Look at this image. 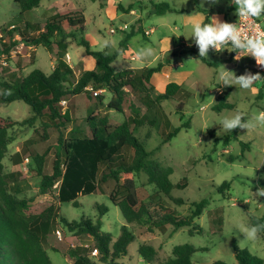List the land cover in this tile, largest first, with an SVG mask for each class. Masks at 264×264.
Instances as JSON below:
<instances>
[{
  "label": "rangeland",
  "instance_id": "rangeland-1",
  "mask_svg": "<svg viewBox=\"0 0 264 264\" xmlns=\"http://www.w3.org/2000/svg\"><path fill=\"white\" fill-rule=\"evenodd\" d=\"M72 1L84 9L85 32L88 34L86 39L90 43L94 38L98 40L92 49L112 54L122 38V33L116 31L115 26L123 25L124 21L132 22L131 18L134 16L118 10V18L110 19L103 10L99 9V1ZM162 1L167 2L173 10L161 15L150 14V2ZM54 2L55 0H41L34 14L31 16L27 13L23 19L42 25L48 14L68 8L66 5L61 6L60 2ZM52 3L54 4L50 10L44 11ZM122 4L132 5L141 18L144 31L150 28H153V31L146 37L136 33L128 42V53H121L113 60V68L115 70L137 69L154 66L162 61L163 64L172 67L170 79L182 87V92L178 96L161 101L159 107L149 114L156 119L153 125L144 123L141 126H132L133 133L144 143L146 149L150 150L157 147L162 140L160 126L164 131H168L182 122H187V127L181 128L154 154V158L161 164L172 168L169 176L173 184L170 197L179 198L182 202H175L165 195L162 199L167 207L180 215H187L192 202L207 199L208 204L191 226L181 227L169 236L171 230L169 225L166 226L165 232L160 230L151 232L145 227L127 224L119 207L113 205L108 197L113 184L110 179L102 185V191L79 196L78 206L70 202H58V183H55L46 195H39L40 176L35 172L32 155L42 154L49 147L44 170L50 173L52 146L55 143L57 131L51 130L47 140L38 141V136L30 128L16 130V138L9 144L8 152L3 159L5 171L17 174L16 180L9 183L10 191L18 197L34 201L50 200L59 207L61 215L69 220L84 216L96 221L100 215L98 206L103 210L106 208L101 216L103 231L116 238L120 234L121 227L128 225L136 236L135 240L128 245L127 254L120 257L117 264H148L138 252L140 243H149L156 247V261L170 256L172 248L183 243L202 248L192 256L195 264H240L236 259L235 250H247L251 255L264 261V239L262 238L264 228L263 232L257 233L254 239H244L243 235V229L252 226L251 217L264 219V197L258 199L253 197L256 199L254 200L251 194V190L255 193L257 187H264V124L258 123L256 127L248 130L237 128L231 132H226L220 127L223 117L235 115L237 111L243 112L247 117L264 111V80L257 82L255 90L238 91L234 85H220V90L230 88L226 101L233 105L230 109H213L216 101V87L219 86L215 77L222 66L234 71L236 75H242L246 70L255 74L259 72L254 66L255 59L246 56L234 64L235 60L228 61L225 56L227 54L223 50L216 52L210 47L205 60L213 64L207 62L205 64L202 57H199L195 38L186 39L183 36L187 34L186 26L196 19L202 22H209L211 18L221 20L224 17L226 19L224 22L234 20L235 6L230 4L229 0H219L215 4L211 3V0H122ZM68 5H70L69 2ZM19 11V6L13 0H0V27L12 22L17 23L15 21ZM257 19L264 26V16ZM17 25L21 29L25 27L23 22ZM98 28L101 29L100 34L96 32ZM16 38L20 36L16 35ZM37 47L36 51L27 49L25 43L21 49L14 47L7 55L6 65L0 62V77H6L9 73L13 75L17 73V76L20 72L27 74L34 68L49 74L54 64L50 50L41 45ZM190 48H195L196 52H179ZM77 50L84 52L83 46L72 42L67 50L69 55L66 56L67 62L72 65L76 73L81 67ZM149 50H151L150 55ZM138 52H144L145 55L138 57ZM27 53H30V56H27ZM175 63L177 64L174 66ZM259 73L264 77V72ZM152 83L155 86L152 93H159L156 79H152ZM82 97L76 100L70 97L75 110L72 121L70 120L66 125L64 130L66 132L75 126L85 132L87 130V124L84 121L85 102ZM109 97L110 95L105 93V101ZM181 103L182 107L179 110L178 106ZM141 108L142 111H146L143 107ZM30 112V106L21 100L0 106V115L11 116L16 120L24 119L30 115ZM107 113L110 116V122L116 124L122 122L129 111L126 110L123 114L109 109ZM166 118L169 126L166 125ZM31 137H35L33 142L26 144ZM240 142H248V149L242 151ZM16 152L21 153L22 158L19 163L13 161ZM144 179V174L136 178L140 199L146 198L152 189L151 186L142 184ZM224 181L230 182L229 188L220 192L217 189ZM214 212H217V217L222 216L221 228H216L212 222L211 216ZM60 237L61 234L58 233L57 238L60 239ZM78 240L91 251L90 255L97 259V252L92 250L93 238L83 235ZM44 247L52 264H71L72 259L67 254L52 251L49 242H45Z\"/></svg>",
  "mask_w": 264,
  "mask_h": 264
},
{
  "label": "trees",
  "instance_id": "trees-1",
  "mask_svg": "<svg viewBox=\"0 0 264 264\" xmlns=\"http://www.w3.org/2000/svg\"><path fill=\"white\" fill-rule=\"evenodd\" d=\"M13 1L20 8L15 22H23L25 27L21 29L13 22L0 27L4 33L3 38H6L5 41L0 38V53L7 56L19 42L41 45L50 50L54 65L49 74L34 68L27 74L20 73L17 76V73H9L6 77H0V106L21 100L30 106L31 111L22 120L0 115V264H52L44 247L45 242L50 243L52 251L67 254L72 259L71 264H117V260L127 254L128 245L136 238L128 225L121 227L116 238L103 231L101 216L106 208L103 210L98 206L100 215L96 221L84 216L69 220L61 215L59 207L50 200L34 201L11 192L9 183L16 180L17 174L5 171L3 159L9 144L16 138V130L21 128L33 129L38 141L47 140L51 130L57 131L52 146L50 173L44 170L49 147L42 154L32 155L35 172L40 176L39 195H46L58 183V202H70L78 206L79 196L102 191V185L110 179L113 184L108 197L113 205L119 207L127 224L145 227L151 232H165L169 225V236L181 227L191 226L201 215L208 200L192 202L187 215L177 214L167 207L162 196L170 197L173 184L169 176L172 168L154 158L159 147L181 128L187 127L188 123L182 122L168 131L160 126L162 140L150 150L146 149L132 129V126L144 123L153 125L156 119L149 114L159 107L161 101L178 96L182 87L171 81L166 84L163 92L152 93L150 78L153 73L160 71L162 61L154 66L137 69L115 70L112 66L115 57L127 50L128 41L134 34L141 33L144 36L140 20L134 21L128 30H122L117 49L107 54L93 50L85 38L86 18L83 11H58L39 25L23 18L30 10L38 7L41 0ZM117 8L123 9L121 4ZM172 10L167 2H150V14L161 15ZM16 35L20 36L19 40L14 39ZM72 42L83 46L85 53L95 59L94 68L81 69L76 74L65 55ZM184 51L196 52L195 48L179 52ZM229 89L219 93L213 109L232 108L233 104L226 101ZM105 93L110 95L106 101ZM70 97L73 100L82 97L85 102L86 132L77 126L64 131L68 122L72 121L75 110ZM63 100L66 101L65 105L61 104ZM141 107L146 111H142ZM181 107L182 103L178 109L181 110ZM109 109L123 114L128 110L129 114L122 122L112 124L107 113ZM166 125L169 126L167 118ZM34 138L28 139L26 144L33 142ZM240 145L242 151L249 147L248 142H240ZM21 158V153L16 152L14 163H19ZM141 174L145 176L142 184L152 187L151 193L144 199H140L136 183V178ZM229 185L230 182L224 181L217 190L223 192ZM172 200L182 202L179 198ZM211 217L216 228L223 226L222 216L217 217V212ZM250 223L258 228L257 233L263 232L262 217H251ZM58 233L61 234L60 239L57 238ZM83 235L93 238L92 250L97 252V259L79 242L78 238ZM198 250L202 248L189 243L177 244L172 248L170 256L156 261V247L140 243L138 248L139 254L148 264H195L192 256ZM235 256L240 264H264L263 259L251 255L247 250H235Z\"/></svg>",
  "mask_w": 264,
  "mask_h": 264
},
{
  "label": "clouds",
  "instance_id": "clouds-1",
  "mask_svg": "<svg viewBox=\"0 0 264 264\" xmlns=\"http://www.w3.org/2000/svg\"><path fill=\"white\" fill-rule=\"evenodd\" d=\"M218 2L219 0H211L213 4ZM229 3L235 6L238 23L223 22L218 18H211L209 22H202L196 19L186 26L187 34L183 36L186 39L195 38L194 42L198 45L200 58L207 57L210 47L216 52L226 49L236 53L234 59L237 61L242 57L250 56L255 59L258 66L264 67V32L259 31L257 26L256 30L244 35L245 32H248L250 26L240 23V21L264 16V0H229ZM225 45H230V50L225 48ZM148 54H151V50H149ZM144 55V52L137 53L138 57H143ZM215 79L219 86L234 85L239 91L255 90L257 82L264 80V77L259 72L253 74L248 70L244 74L237 76L234 71L222 66ZM258 123L264 124V111L258 112L251 117H247L243 112L237 111L235 115L223 117L220 127L226 132H231L237 128L248 130L256 127ZM251 194L252 198L264 197V187H257L255 193L251 190ZM257 232L258 228L256 226L244 228V239H254Z\"/></svg>",
  "mask_w": 264,
  "mask_h": 264
},
{
  "label": "crops",
  "instance_id": "crops-1",
  "mask_svg": "<svg viewBox=\"0 0 264 264\" xmlns=\"http://www.w3.org/2000/svg\"><path fill=\"white\" fill-rule=\"evenodd\" d=\"M94 1H99L98 2V7H99V9L100 10H103L106 14H107V16L110 18V19H114V18H118V4H121L122 5V7H123V9L122 10H119V11H121V12H125V13H127L128 15H132V16H134V17H132L131 18V20H132V22H130V23H127V22H123V25L121 24L119 27L118 26H115L116 28V31H119V32H121L122 33V30H128L129 29V27H130V25L134 22V21H136V20H140V24H141V18H140V16L139 15H137V12L135 11V9L134 8H132V6L130 7V8H128V6L129 5H127V6H124L123 4H122V0H94ZM56 2H60L61 3V6H64V5H66L68 8H66V9H64V10H81V11H83L84 9L83 8H81L80 6H78L74 1H72V0H55V2L54 3H56ZM63 2V3H62ZM68 2L70 3V5H68ZM163 2V1H162ZM54 3H52L48 8H45L44 9V11L46 10H50V8H51V6H53V4ZM145 9H146V6L144 5L143 6ZM37 8H39V7H36V8H33L32 10H30L29 12H28V14H30L31 16L34 14V11L35 10H37ZM64 10H61V11H64ZM43 11V12H44ZM55 12H58V11H55ZM55 12H52V13H50V14H48V16H50V15H52L53 13H55ZM83 13H84V11H83ZM48 16H46V18L48 17ZM234 17V16H233ZM45 18V19H46ZM224 20L226 21V19H225V17L223 18V19H221V21H223L224 22ZM141 27H142V24H141ZM143 29V28H142ZM100 30L101 29H96V32L98 33V34H100ZM144 31V30H143ZM153 31V28H150L149 30H145L144 31V36L143 37H146V36H148L151 32ZM84 35H85V38H88V34H86V32L84 33ZM123 35V34H122ZM135 35V34H134ZM133 35V36H134ZM132 36V37H133ZM131 37V38H132ZM130 38V39H131ZM129 39V40H130ZM98 42V40L96 39V38H94L93 40H92V42L90 43V45H91V48H92V46L93 45H96V43ZM129 42V41H128ZM71 45V44H70ZM70 45L67 47V49H66V53H65V55L67 56V55H69L68 54V52H67V50L70 48ZM24 46V45H23ZM22 46V47H23ZM39 46V45H38ZM21 47V48H22ZM25 47H27V49H29V50H32V51H36V49L38 48L37 46L35 47L34 45H25ZM20 48V49H21ZM225 48H228L229 50H230V45H227V46H225ZM215 51V50H214ZM223 52H225L227 55H225V56H227V60L229 61H232V60H235L234 59V56L236 55V54H234L233 52H230V51H228V50H223ZM125 54H127L128 53V48H127V50L124 52ZM172 54H174L175 52H171ZM77 58H78V61L80 62V65H81V67L79 68V70L77 71V73L76 74H78L79 73V71L81 70V69H84V70H89V69H92V68H94V66H95V59L91 56V55H89V54H86L85 53V51L83 52V51H80V50H77ZM27 56H30V53H27L26 54ZM119 55V54H118ZM165 55V54H164ZM35 56V55H34ZM171 57V56H170ZM204 63L206 64V62L208 63V64H213V62H211V61H208V60H205V58H204ZM238 61L237 60H235L234 61V64H236ZM177 63H175L174 64V66L176 65ZM54 65V64H53ZM70 65V64H69ZM71 67H72V65H70ZM235 66V65H234ZM133 69H135V68H133ZM172 70V67L169 65H166V64H163V66H162V68L160 69V71H158V72H155V73H153L152 74V76H151V78H150V81H151V84L153 85V83H152V79H156V83H157V87H158V89H157V91H159V92H163L164 91V89H165V86H166V84L168 83V82H171V81H173V80H171L170 79V71ZM21 73V72H20ZM241 73V72H240ZM237 76H239L238 74H237ZM174 82V81H173ZM259 82H261V81H259ZM177 83V82H176ZM263 83H264V81H263ZM179 84V83H178ZM264 85V84H263ZM153 87H155L154 85H153ZM220 86H217L216 87V89H217V92H216V96H218L219 95V93L222 91V90H220V88H219ZM229 91H230V89H229ZM228 95H229V93H228ZM215 96V99L217 98ZM228 98V97H227ZM262 238H263V236H262Z\"/></svg>",
  "mask_w": 264,
  "mask_h": 264
},
{
  "label": "built area",
  "instance_id": "built-area-1",
  "mask_svg": "<svg viewBox=\"0 0 264 264\" xmlns=\"http://www.w3.org/2000/svg\"><path fill=\"white\" fill-rule=\"evenodd\" d=\"M229 23H238V16L236 15L234 20L230 21ZM240 23L241 24H247V25L250 26L249 29H248V32H245L244 35H248L250 32L256 30L257 26H258L259 31L264 32V26L262 25V23L257 18L249 19V20H246V21H240ZM11 27H9V28H11ZM3 35H4L3 31H0V38H3ZM14 39H18L19 40V38H16V37H14ZM5 40H6V38L2 39V41H5ZM23 45H24V43L19 42L16 47L20 49ZM225 46H227V45H225ZM6 58H7V56L4 53H0V62L3 65H6V63H7ZM254 66H255V69L257 71L264 72V67L258 66L256 64V61H255V65ZM61 104L65 105V100L61 101Z\"/></svg>",
  "mask_w": 264,
  "mask_h": 264
}]
</instances>
